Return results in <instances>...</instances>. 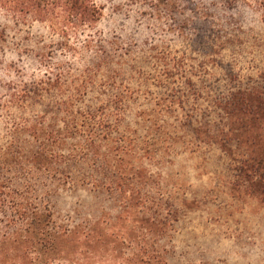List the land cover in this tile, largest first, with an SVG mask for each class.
I'll list each match as a JSON object with an SVG mask.
<instances>
[{"label":"rangeland","instance_id":"rangeland-1","mask_svg":"<svg viewBox=\"0 0 264 264\" xmlns=\"http://www.w3.org/2000/svg\"><path fill=\"white\" fill-rule=\"evenodd\" d=\"M263 79L264 0H0V142L12 119H62L61 101L121 108L112 134L155 143L126 158L149 211L116 218L118 198L90 184L40 189L55 223L86 219L94 237L82 260L54 264H264V199L235 145L196 139L206 122L216 135L230 91Z\"/></svg>","mask_w":264,"mask_h":264},{"label":"trees","instance_id":"trees-1","mask_svg":"<svg viewBox=\"0 0 264 264\" xmlns=\"http://www.w3.org/2000/svg\"><path fill=\"white\" fill-rule=\"evenodd\" d=\"M224 100L219 103L224 122L218 121L216 135L210 133L206 122L200 124L205 126L206 131H201L204 136L196 139L218 144L226 151L234 144L239 172L247 171L243 182L250 184L246 188L264 199V79L262 84L230 91ZM63 103L55 106L65 116H53L52 123L44 124L39 116L12 119L9 138L0 142V264L71 263L75 257L80 261L89 253L88 245L94 238L91 222L55 223L51 205L39 195L40 189L46 193L58 187L90 184L113 192L120 209L116 218L141 209L149 211V205L155 204L143 192L136 196L139 170L126 161L127 156L149 158L154 141L134 131L113 135L112 130L115 134L117 130L109 117L120 116L121 108L99 106L79 111L62 109ZM17 105L22 109L26 106L24 102ZM0 107L7 110L5 103ZM58 121L63 127L57 126ZM79 161L85 169L74 172V164ZM123 166L129 167L125 181ZM148 180L142 174L140 181L145 186ZM68 244L75 247L68 250L71 257L62 251Z\"/></svg>","mask_w":264,"mask_h":264}]
</instances>
